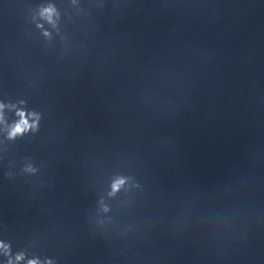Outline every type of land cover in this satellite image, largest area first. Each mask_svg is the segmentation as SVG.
<instances>
[{
	"label": "clouds",
	"instance_id": "clouds-1",
	"mask_svg": "<svg viewBox=\"0 0 264 264\" xmlns=\"http://www.w3.org/2000/svg\"><path fill=\"white\" fill-rule=\"evenodd\" d=\"M0 107H2V106H0ZM19 115L21 116V120L12 129V131L10 132V136L14 137L17 134H20V133L26 131L30 127H34L35 126V125H30L29 124L28 120L24 118L25 114L23 112L19 113ZM30 264H36V262L35 261H31Z\"/></svg>",
	"mask_w": 264,
	"mask_h": 264
}]
</instances>
